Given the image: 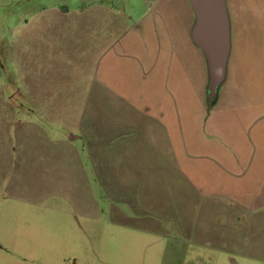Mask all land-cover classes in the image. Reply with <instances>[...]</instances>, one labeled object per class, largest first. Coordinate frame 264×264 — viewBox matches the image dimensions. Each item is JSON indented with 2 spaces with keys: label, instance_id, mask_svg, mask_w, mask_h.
<instances>
[{
  "label": "rangeland",
  "instance_id": "374dc122",
  "mask_svg": "<svg viewBox=\"0 0 264 264\" xmlns=\"http://www.w3.org/2000/svg\"><path fill=\"white\" fill-rule=\"evenodd\" d=\"M143 1L0 0V264H264L242 252H228L231 236L220 242L212 240L223 237L225 229L212 224L211 211H202L193 204L192 196L183 194L186 185L179 179L178 157L174 156L180 150L178 141L173 147L157 142L140 148V155L149 158L137 163L138 178L116 171V184L108 171L107 189L117 190V196L100 186L88 159L83 160V177L75 173L56 179L35 174L34 164L26 165L23 172L21 165L14 167L16 161L9 162L4 122L10 118L16 125L22 124L17 123L16 114L24 109L29 113L26 101L40 108L54 107L62 115L56 116L52 127L25 129L24 138L33 133L36 136L31 138L38 140H64L63 128L69 124L63 122V113L85 106V100L70 96L81 94L104 45L112 40V14L121 24L117 31L125 30L146 13ZM145 1L148 7L158 4ZM225 2L232 28L239 22L245 31L247 16L261 17L258 35L264 47V0ZM96 11L106 17L91 15ZM155 30L158 37V28ZM100 36L106 40L99 47ZM179 52L171 54L166 43L148 46L141 77L147 78L155 70L164 78L163 70L170 67L168 78L174 90L176 82L185 78L180 71L183 67L178 68L175 60ZM153 55L154 65L149 63ZM187 58L191 81L198 77V65L189 53ZM142 90L146 94L149 85L143 84ZM29 94L56 98L26 100ZM39 117L26 116L27 121L41 123ZM10 137L14 138V130ZM83 144L76 140L71 149L87 155ZM36 146L27 147L29 154L42 155L47 148ZM61 179L63 194H58L55 184ZM216 221L224 219L218 215Z\"/></svg>",
  "mask_w": 264,
  "mask_h": 264
},
{
  "label": "crops",
  "instance_id": "0c3cea01",
  "mask_svg": "<svg viewBox=\"0 0 264 264\" xmlns=\"http://www.w3.org/2000/svg\"><path fill=\"white\" fill-rule=\"evenodd\" d=\"M157 1L148 7L144 0L146 13L119 32L121 24L112 14V40L104 45L93 76L82 85L81 94L70 96L85 100V106L68 108L63 113V122L70 125L63 128L64 140H38L31 138L36 136L33 133L24 138L25 129L52 127L51 122L61 114L54 107L40 108L35 106L37 103L26 101V105H21L29 113L24 109L16 114L11 109L17 123H23L18 126L10 118L4 122L9 135L7 145L4 143L9 162L16 161L14 167L21 165L23 172L26 165L34 164L30 167L35 174H50L47 176L56 179L75 173L83 177V160L88 159L100 186L117 196V190L107 189L108 171L114 177L111 182L116 184L117 172L138 178L137 163L149 158L140 155V148L155 146L157 142L173 147L178 141L180 150L174 156L178 157L179 179L186 185L183 194L192 196L193 204L200 205L202 211H211L212 224L225 229L223 237L212 240L220 242L231 236L228 252L264 260V47L260 46L258 35L261 17L247 16L245 31L239 22L232 28L230 17L225 76L214 105L208 109V69L202 51L191 37L195 21L192 8L187 0ZM97 13L91 15L106 17ZM105 40L100 36L99 47ZM164 43L171 54L182 51L175 60L178 68L183 67L180 71L185 78L176 82L174 90L168 78L170 67L163 70L164 78L158 77L155 70L147 78L141 77L139 71L146 64L148 46ZM187 53L199 71L191 81L186 69ZM155 59L153 55L149 63L154 65ZM145 83L149 85L146 94L142 90ZM53 98L56 96L29 94L26 100ZM28 114L41 116V123L27 121ZM41 135L48 133L41 131ZM76 140L87 145V155L71 149ZM36 144L47 147L44 153L39 150L42 155L29 154V149L37 148ZM62 181L55 184L58 194H63ZM215 208L218 212L212 211ZM215 213L224 221H216Z\"/></svg>",
  "mask_w": 264,
  "mask_h": 264
},
{
  "label": "water",
  "instance_id": "95a60500",
  "mask_svg": "<svg viewBox=\"0 0 264 264\" xmlns=\"http://www.w3.org/2000/svg\"><path fill=\"white\" fill-rule=\"evenodd\" d=\"M189 3L195 17L191 37L205 57L208 69L207 96L212 100L224 80L230 51V24L226 2L189 0Z\"/></svg>",
  "mask_w": 264,
  "mask_h": 264
},
{
  "label": "trees",
  "instance_id": "16d2710c",
  "mask_svg": "<svg viewBox=\"0 0 264 264\" xmlns=\"http://www.w3.org/2000/svg\"><path fill=\"white\" fill-rule=\"evenodd\" d=\"M215 101H216V96L212 100H209L207 96L208 109L214 105Z\"/></svg>",
  "mask_w": 264,
  "mask_h": 264
}]
</instances>
